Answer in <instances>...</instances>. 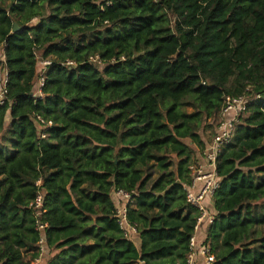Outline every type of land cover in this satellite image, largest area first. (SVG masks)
<instances>
[{
	"label": "trees",
	"instance_id": "obj_1",
	"mask_svg": "<svg viewBox=\"0 0 264 264\" xmlns=\"http://www.w3.org/2000/svg\"><path fill=\"white\" fill-rule=\"evenodd\" d=\"M2 45L1 264L39 256V180L43 264H185L198 219L190 167L240 96L206 245L214 264H264V0H0ZM119 190L137 193L139 246L115 218Z\"/></svg>",
	"mask_w": 264,
	"mask_h": 264
},
{
	"label": "built area",
	"instance_id": "obj_2",
	"mask_svg": "<svg viewBox=\"0 0 264 264\" xmlns=\"http://www.w3.org/2000/svg\"><path fill=\"white\" fill-rule=\"evenodd\" d=\"M39 60L40 57H38ZM90 62L103 66L105 63L98 57H90ZM112 60L111 63H115ZM43 69H47L52 65V61L41 60ZM65 67H75L76 63L68 61L63 64ZM9 73L5 66L0 67V108L4 105L8 94ZM39 87L37 96L42 97V88L45 84V79L41 75L39 79ZM249 99L246 96L238 98H227L224 101L222 112L220 115V123L216 130L211 143H209L202 155V162H198L190 167L191 183L185 188L187 204L195 208L198 212L197 223L194 228L193 236L190 239L188 253L186 255L185 264H214L216 259L212 254L211 249L206 245L208 230L214 223L217 216L216 211L212 206L213 198L221 184V177L217 173V158L221 151L231 145L235 133L236 126L240 122V116L247 111ZM38 122L41 129L52 128L53 122L45 121L38 117ZM44 139L46 135L41 133ZM39 188V193L35 200L30 204L29 208L35 212L36 229L40 234L39 239V256L34 261L41 263L46 255L45 231L48 227L47 223L41 222L40 218L45 213L43 210L44 195L42 189V181L36 183ZM114 195L117 199V210L115 218L120 229L124 232L125 237L131 239L138 235L137 228L128 220V207L132 203L135 192H125L123 190L115 191ZM1 264V263H0Z\"/></svg>",
	"mask_w": 264,
	"mask_h": 264
},
{
	"label": "crops",
	"instance_id": "obj_3",
	"mask_svg": "<svg viewBox=\"0 0 264 264\" xmlns=\"http://www.w3.org/2000/svg\"><path fill=\"white\" fill-rule=\"evenodd\" d=\"M3 45L2 46H0V55H1V58H2V51H3ZM202 160H203V158H202V155L200 154V153H198L196 156H195V159H194V161H195V163H197L198 161L199 162H202ZM113 198H114V200L115 201H117V199H116V197H115V195H114V193H113V196H112ZM117 203V202H116ZM116 206H117V204H116ZM212 206H213V202H212ZM131 240L137 245V246H139L140 245V236L139 235H135L134 237H132L131 238ZM23 257H24V259H25V262H29L30 261V253H27V252H23ZM50 258V256L48 255V253H47V251H46V255L43 257V259H42V262L41 263H35V262H32V264H43V263H45V262H47V260ZM133 264H143V263H141V262H135V263H133Z\"/></svg>",
	"mask_w": 264,
	"mask_h": 264
},
{
	"label": "water",
	"instance_id": "obj_4",
	"mask_svg": "<svg viewBox=\"0 0 264 264\" xmlns=\"http://www.w3.org/2000/svg\"><path fill=\"white\" fill-rule=\"evenodd\" d=\"M20 30L19 26L15 23L14 24V32H18Z\"/></svg>",
	"mask_w": 264,
	"mask_h": 264
},
{
	"label": "rangeland",
	"instance_id": "obj_5",
	"mask_svg": "<svg viewBox=\"0 0 264 264\" xmlns=\"http://www.w3.org/2000/svg\"><path fill=\"white\" fill-rule=\"evenodd\" d=\"M213 140V139H212ZM212 140L210 141V142H212ZM195 155H197V154H195ZM264 202V201H263Z\"/></svg>",
	"mask_w": 264,
	"mask_h": 264
}]
</instances>
